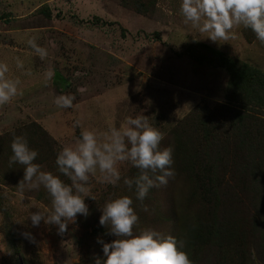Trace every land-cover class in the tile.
Segmentation results:
<instances>
[{
  "label": "rangeland",
  "instance_id": "374dc122",
  "mask_svg": "<svg viewBox=\"0 0 264 264\" xmlns=\"http://www.w3.org/2000/svg\"><path fill=\"white\" fill-rule=\"evenodd\" d=\"M181 2L0 0V62L8 63L9 78L20 79L23 92L0 106V264L106 259L98 238L110 243L116 237L100 225V206L124 195L133 199L140 217L134 231L150 228L185 239L193 264L229 259L241 264L229 246L235 240L243 241L237 258L246 259L244 264H264V193L256 195L264 191V139L247 157L224 156L221 162L210 155L232 142L234 133L227 110L219 106L229 99L226 61L238 58L264 72V44L243 26L222 44L202 38L184 23ZM33 36L48 50L47 59L27 44ZM16 57L23 69L16 67ZM29 70L32 74L25 75ZM47 71L53 77L45 83ZM59 95L73 96V106L57 107ZM138 115L164 133L161 148L174 150L175 176L167 186L151 189L141 204L123 184L139 170L125 162L118 165L122 179L116 187L90 177L97 201L85 198L90 214L78 215L64 235L43 221L33 227L28 217L38 210L34 205L50 211L51 199L42 186L20 189L23 166L9 167L14 136L38 151L34 162L42 170L70 183L58 172L55 157L79 141L75 121L103 134ZM258 116L264 118V104Z\"/></svg>",
  "mask_w": 264,
  "mask_h": 264
},
{
  "label": "clouds",
  "instance_id": "9594fccd",
  "mask_svg": "<svg viewBox=\"0 0 264 264\" xmlns=\"http://www.w3.org/2000/svg\"><path fill=\"white\" fill-rule=\"evenodd\" d=\"M180 12L184 23L190 24L202 38L222 44L233 38L234 28L243 26L251 29L264 44V0H182ZM27 44L41 60L48 58V50L37 43L36 37L29 38ZM16 67L24 68L19 57H16ZM9 71L8 63L0 62V106L23 94L20 79L9 78ZM31 74L30 70L25 73ZM52 77L53 72L47 71L45 83ZM74 99L71 95H59L54 103L60 108H71ZM74 126L81 128L79 141L62 147L55 161L58 172L70 183L60 175L42 170L41 165L34 162L38 151L31 149L23 136H14L12 140L9 167L23 166L20 189L33 191L42 186L51 199L50 211L34 205L38 210L28 217L33 227H39L43 221L45 225L57 226V233L64 235L78 215L87 217L90 214L85 198L97 201L88 187L90 177L116 187L122 179L118 167L122 163L128 162L139 170L135 178L124 177L123 184L134 191L141 204L151 189L167 186L174 178V150L170 146L161 148L165 135L150 124L147 116L129 117L121 127H110L103 134L84 128L79 120ZM100 210V225L108 229L106 234L116 239L107 243L98 238L106 259L96 256L95 264H193L185 239L150 228L134 231L140 217L130 196L109 199ZM143 210H148L146 205ZM22 235L34 240L30 233Z\"/></svg>",
  "mask_w": 264,
  "mask_h": 264
},
{
  "label": "trees",
  "instance_id": "16d2710c",
  "mask_svg": "<svg viewBox=\"0 0 264 264\" xmlns=\"http://www.w3.org/2000/svg\"><path fill=\"white\" fill-rule=\"evenodd\" d=\"M226 63L229 73L227 90L229 99L219 106L227 110V116L233 123L235 134L229 136L232 137V142H227L222 148L215 150V152L221 150L219 153L211 152V158L221 162H223V158L220 159V157L225 156L227 159L231 155L236 158L237 156L247 157L244 154L251 152L253 154L255 151H259L264 139V118L258 116L259 110L264 104V72L238 58H229ZM41 160L44 159L40 157V162ZM252 163L254 162L252 161ZM248 167L249 165L246 168ZM256 192V195L264 193L263 190H256ZM239 241L241 242L239 245L236 244V240L230 241L229 243L232 244L229 246L233 256L236 257L235 261L244 264L246 259L237 258V251L243 245V241ZM219 242L223 243L221 240ZM232 263V260L229 259L226 264Z\"/></svg>",
  "mask_w": 264,
  "mask_h": 264
}]
</instances>
